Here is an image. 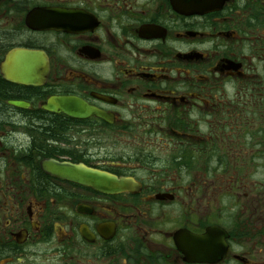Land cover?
Instances as JSON below:
<instances>
[{
    "label": "flooded vegetation",
    "instance_id": "flooded-vegetation-1",
    "mask_svg": "<svg viewBox=\"0 0 264 264\" xmlns=\"http://www.w3.org/2000/svg\"><path fill=\"white\" fill-rule=\"evenodd\" d=\"M0 264H264V0H0Z\"/></svg>",
    "mask_w": 264,
    "mask_h": 264
},
{
    "label": "water",
    "instance_id": "water-1",
    "mask_svg": "<svg viewBox=\"0 0 264 264\" xmlns=\"http://www.w3.org/2000/svg\"><path fill=\"white\" fill-rule=\"evenodd\" d=\"M193 5L195 6H200L199 3H194ZM29 58L31 57V68H32V79H36V69L38 70V72L42 71L44 67H40V65L42 64V61L40 60L39 54L32 52V53H18L14 56V59H10L7 61V64L11 61H16V63H20L18 66L15 67L16 70H22L24 69V63H28V62H23L24 58ZM10 65V64H9ZM8 65V66H9ZM70 101H73L72 99H64V105H70ZM75 102V100H74ZM47 109H54L53 106H51V104H49V106L47 107ZM62 111L64 113H66L67 115L74 117V113L69 109L67 110L66 108L62 109ZM74 174L73 175H67L65 174L66 178H69L71 180H74L76 182L79 183H83L86 185H91L92 187H94L97 190L100 191H106V192H115V191H120V190H124L125 186L127 185V183L125 181L122 180H116L115 177L103 173V172H99V171H95V170H90L87 169L83 166H74L73 168Z\"/></svg>",
    "mask_w": 264,
    "mask_h": 264
}]
</instances>
